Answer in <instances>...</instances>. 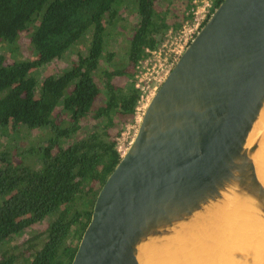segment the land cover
I'll use <instances>...</instances> for the list:
<instances>
[{
	"label": "water",
	"instance_id": "obj_1",
	"mask_svg": "<svg viewBox=\"0 0 264 264\" xmlns=\"http://www.w3.org/2000/svg\"><path fill=\"white\" fill-rule=\"evenodd\" d=\"M263 106L264 0H221L151 94L70 264H140V244L229 198L264 223V133L247 143Z\"/></svg>",
	"mask_w": 264,
	"mask_h": 264
},
{
	"label": "trees",
	"instance_id": "obj_2",
	"mask_svg": "<svg viewBox=\"0 0 264 264\" xmlns=\"http://www.w3.org/2000/svg\"><path fill=\"white\" fill-rule=\"evenodd\" d=\"M122 2L0 0V130L4 134L9 127L16 131L24 126L48 131L46 145L15 156L7 148L0 153V247L32 224L48 220L39 248L26 256L17 246H4L0 264H70L97 193L121 157L108 128L116 117L133 116L138 90L130 82L115 86L112 77L132 75L146 48H155L157 35L168 27L155 0H135L138 21L126 57L112 60V52L104 54L106 22L117 16ZM220 2L215 0L214 7ZM24 32L34 58L16 59ZM84 42L85 52H77L70 67L37 82L33 70ZM7 53L10 63L5 62ZM102 56L105 66L100 65ZM98 70L102 86L94 77ZM103 89L106 97L94 105ZM57 107L64 117L54 116ZM89 117L98 120L94 129L65 146ZM25 153L39 166L23 161Z\"/></svg>",
	"mask_w": 264,
	"mask_h": 264
},
{
	"label": "rangeland",
	"instance_id": "obj_3",
	"mask_svg": "<svg viewBox=\"0 0 264 264\" xmlns=\"http://www.w3.org/2000/svg\"><path fill=\"white\" fill-rule=\"evenodd\" d=\"M203 3L200 0H155L154 7L158 11L162 12L165 17V22L168 25L167 29L157 35L159 42L155 46V52L159 53V58H153V55L149 52L146 54V59L139 63L138 67H134L132 75H114L112 82L115 86L126 87L127 84L134 83L133 77L137 74L139 77L142 75L148 77V88L146 94L142 97V100L136 104V110L134 115L127 119H120L116 117L114 119L115 124L108 128L111 138H115L116 146L123 154L128 148L131 140L135 136L138 129L141 117L146 108L150 96L154 91V87L158 86L159 80L164 71L157 69L159 62L162 63L164 57L169 60V57L174 56V52L178 51L182 45L181 29L184 23L193 21L195 11L202 7ZM214 9V2H213ZM138 21V15L136 12L135 0H123L122 4L118 6L117 16L110 22H106L105 40H104V54L106 52H112V60L120 61L126 57V47L128 40L132 35L133 29ZM26 32L20 34L18 38L19 54L16 59L34 58V53L30 49L29 37ZM87 42V41H86ZM86 42L79 43L73 49L67 51L62 58L54 59L43 65L42 67L33 70L32 74L36 77L37 82L41 81L45 76L59 73L63 69L70 67V65L76 61L77 52H85ZM180 45V46H179ZM1 51V50H0ZM5 57V62H12V56ZM160 60V61H158ZM100 65L105 66L107 61L104 56L100 60ZM132 70V69H131ZM100 71L95 72L94 77L99 86H102L100 81ZM131 72V71H130ZM156 88V87H155ZM106 97L105 90L103 89L100 95L97 97L95 104L102 103ZM54 112V116L60 118L64 117V113L57 107ZM98 120L89 117L81 122V129L77 133L65 140V146L73 142L75 139L81 138L87 134V132L94 129V125ZM47 129L29 130L26 127H20L15 131L12 127L6 130V133H2L0 130V153L7 148L11 151V154L15 156L17 152H21L29 147H37L40 145H46ZM23 161L33 164L38 167V161H36L33 155L29 153L23 154ZM17 158V157H16ZM18 159V158H17ZM48 220H43L32 224L26 228L21 234L13 235L7 239L4 246H17V250H23L27 255L31 254L36 248H39L44 240V231L47 228ZM29 240V241H28ZM32 245V246H31ZM4 246L0 247V254ZM31 246V247H30Z\"/></svg>",
	"mask_w": 264,
	"mask_h": 264
},
{
	"label": "bare ground",
	"instance_id": "obj_4",
	"mask_svg": "<svg viewBox=\"0 0 264 264\" xmlns=\"http://www.w3.org/2000/svg\"><path fill=\"white\" fill-rule=\"evenodd\" d=\"M261 133L264 106L247 143ZM254 161L264 185V140ZM250 210L229 198L226 204L180 224L174 234L140 244L137 260L140 264H264V223Z\"/></svg>",
	"mask_w": 264,
	"mask_h": 264
},
{
	"label": "built area",
	"instance_id": "obj_5",
	"mask_svg": "<svg viewBox=\"0 0 264 264\" xmlns=\"http://www.w3.org/2000/svg\"><path fill=\"white\" fill-rule=\"evenodd\" d=\"M215 0H200L201 3H203L202 7L195 11V15L193 17V21L189 23H184L182 25L181 29V37L179 40H182V45L179 47L180 49L178 51L174 52L173 57H169V60L164 57L162 63L159 62L157 65V69L160 71H164L162 77L159 80V84L161 83L162 79L165 77L167 72L170 70L174 62L177 60L181 52L184 50L186 45L189 43V41L193 38L195 32L199 29V27L202 25V23L207 19V17L210 15V13L213 10V2ZM155 48L153 49H148L146 48V53L149 54V52L153 55V58H159V53H156ZM145 58L139 60L136 64V67H138L139 63H141ZM160 61V60H158ZM133 80L135 82L133 83L134 87H137L141 89V94L138 99V103L142 100V97L146 94L147 88H148V77H144L143 75L139 77L137 74H135V77H133ZM158 84V85H159ZM157 88V86H155ZM154 87V90L156 89Z\"/></svg>",
	"mask_w": 264,
	"mask_h": 264
},
{
	"label": "flooded vegetation",
	"instance_id": "obj_6",
	"mask_svg": "<svg viewBox=\"0 0 264 264\" xmlns=\"http://www.w3.org/2000/svg\"><path fill=\"white\" fill-rule=\"evenodd\" d=\"M137 90H138V98H137V102H138V99H139V97H140V94H141V89H139V88H137V87H135ZM137 102H136V104H137ZM135 110H136V105H135ZM135 112V111H134ZM134 115V114H133ZM114 140H116L115 138H113ZM117 147V146H116ZM118 149V148H117Z\"/></svg>",
	"mask_w": 264,
	"mask_h": 264
}]
</instances>
